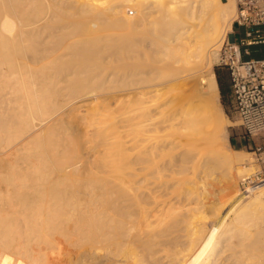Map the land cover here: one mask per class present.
Masks as SVG:
<instances>
[{
	"label": "bare ground",
	"instance_id": "6f19581e",
	"mask_svg": "<svg viewBox=\"0 0 264 264\" xmlns=\"http://www.w3.org/2000/svg\"><path fill=\"white\" fill-rule=\"evenodd\" d=\"M223 4L222 0H0V166L7 167V172L0 171L1 177L7 173L0 180V264H54L46 258L48 250H57L68 241L75 249L80 245V250L90 244L88 253L110 264H264V191L246 205L236 202L231 210L227 206L218 219L217 214L212 218L205 214L213 201L191 193V178L203 162L204 167L218 163L229 179L235 165H242L245 172L247 167L242 158L232 156L240 151L220 146L230 121L219 104L220 90L212 68L219 50L216 44L224 28L231 29L237 10L234 3L226 9ZM130 8V15L126 14ZM154 15L176 36L166 39L160 52L178 55L179 77L170 82L176 87L175 95L186 102L163 114L161 108L168 105L170 95L164 93L156 108L122 113L125 128L136 133L120 135L116 131L119 123L123 126L119 120L109 128L111 133H105L110 146L114 143L123 150L147 141L146 147L138 151L132 147L123 151L126 155L112 151L115 156L118 153L115 158L107 152L105 156L111 157L107 160L101 151L97 155L101 160L94 158L97 162L91 165L92 160L85 157L87 146H83L87 141L82 144V138L90 134L89 121L81 122L78 117L76 123L73 118L70 126L62 124L65 130L59 122L65 123L72 113L92 109L98 102L96 91L88 90L98 71L92 74L88 62L98 64L102 41H119L98 37L101 25L112 22L126 28L119 38L128 43V50L132 42L126 32ZM133 52L128 50L119 61L123 73L117 76L126 86L135 77ZM146 94L143 90L113 106L124 110ZM98 124L92 125V131L104 134L106 130ZM66 137L80 138L79 149L69 139L65 140L71 143L67 147L68 143L56 147ZM55 142L57 149L52 148ZM241 197L239 191L233 195L237 201ZM96 245H110L113 250L99 253L102 246Z\"/></svg>",
	"mask_w": 264,
	"mask_h": 264
},
{
	"label": "rangeland",
	"instance_id": "374dc122",
	"mask_svg": "<svg viewBox=\"0 0 264 264\" xmlns=\"http://www.w3.org/2000/svg\"><path fill=\"white\" fill-rule=\"evenodd\" d=\"M223 1V8L224 9H226L227 8V6L228 5H230V4H232V3H234V4H236V2H235V0H222ZM170 3L169 2H167L166 4H165V6L167 5H169ZM166 6V7H167ZM130 10H132L131 8L130 9H126L125 11H126V14H129V13H131L130 12ZM136 13H138V11L136 12ZM130 15V14H129ZM235 17H236V13H235V16H234V18H233V21H232V23H231V29H226V27L224 28V30H225V32L223 31V35H222V39H221V41H219V43L218 44H216L217 46L219 45V50H218V53H217V59H216V61H215V63H214V66H213V68H212V72L215 74V77H216V79H217V82H218V85H219V90H220V95H219V104H221L220 106H221V108H222V110H223V112L225 113V115H226V117L228 118V120L230 121L229 123V125H227L226 126V132H227V137H220V143H222V144H220V146L221 145H224V146H227V147H232V148H234V149H236V150H238V148H235L234 147V145L232 146L231 145V142H232V140H231V137H232V135H234V136H240V137H242V136H245V138H247V136L244 134V132H243V129H242V127L240 126V123H239V120H238V118H237V116H236V114H235V112H234V109H233V107H232V105H231V88H230V74H229V70L225 67V66H223V65H221L220 64V62H221V57H222V55L224 54V49H225V46H226V44H227V42L228 41H232L233 39H235V38H240V36L243 34V30L242 29H240V28H237V26H236V24L234 23V19H235ZM154 18H156V20L154 19ZM158 20V21H157ZM148 21V22H147ZM146 21V23H148V24H144V25H139L138 27H133V29L132 28H130V32H128V34H127V32H126V38H128V40L130 39V42H132V44H131V46L128 48V50L129 51H134L133 53H134V55L136 56V57H134V62H133V64H132V67H131V69H132V73H134V79L132 80V82H131V84L130 85H127L126 86V84L125 83H123L122 84V82H120V75H122V71H121V68L119 67V61H120V58H122L125 54H127V48H126V46H125V44L126 45H128V43L125 41H123V43H122V41L120 40V33H123L124 31H126L123 27H121V26H119V25H115V24H112V22H107V23H104V24H102L101 25V31L99 32V36L98 37H100L101 39L102 38H107V39H110V40H113V39H118L119 41H118V43H103V41L101 42V44L102 45H100L101 47L99 48V51L100 52H102L103 51V49H104V51L102 52V53H100L99 52V54H98V64L95 66H92V61H90L89 60V62H88V66H89V63H90V66L89 67H91V68H89V69H92L93 68V71H92V74L93 73H95L96 71H98V73L96 74V77L98 78H100V76H101V78H100V80H99V78L97 79H95V80H92L91 82H90V84L88 85L89 86V89L88 90H90V91H96V93L98 94V102L96 101L95 102V107H93L92 109L90 108V109H87L86 110V108H85V110L83 111L82 110V112H75L74 114L72 113V115L71 116H73V117H71V116H68L67 118H66V120L64 119V121H65V123L66 124H68V125H66L65 123H63V120H61L59 123H61V124H59V125H61V127H62V130H65L66 128H64L63 126L65 125V127H67V126H70L69 125V123H71L72 122V120L74 121V119L75 118H78V117H80L81 119H82V121L81 122H88V123H90L91 124V127L89 128V133L90 134H88V137H90V138H88L87 136L85 137V139L84 138H82L83 140H85L83 143H82V141L80 140V138H75V140H74V138H68V137H66L65 139L64 138H62V139H64V140H58V142H57V145H56V142H55V144L53 143L52 144V148H56V147H58L59 149H61V148H63V147H67L68 145H70L72 142V144L71 145H74L73 147L75 148V149H77L78 148V144L80 143V141H81V143L82 144H85V142H86V144L85 145H83L84 147H86V148H84V147H82V145L80 146V147H82V148H84V149H86V154L87 153H89V154H87L85 157H87V159L89 160H92V161H90L91 163V165L93 164L92 162H93V160H95L96 158H97V160H99L100 159V157L98 158V154H99V152H101L102 151V153L104 152V154H102V156L104 157L103 159H105V160H107V159H109V157L110 156H114V158L115 157H117L118 156V153H116L117 155L115 156V152H117V151H119V153H121V154H124L123 153V151H126V150H128V151H130V149L132 150V147L133 146H129L130 148H128V145H125V146H127L126 148H128V149H123L122 150V148L123 147H119L121 150H122V152L120 151V149L117 147V146H115V145H111L110 146V142L109 141H107V140H110L109 139V137H108V139H106V137H105V133H107V131L109 132L110 131V127H113L114 126V123H116L115 125H117V123H119L120 121L119 120H121L120 118H122L121 117V114L122 113H124V112H127V111H129V110H140V109H148V108H151L152 107V109L155 107H157L158 105H160L161 104V102H160V100H161V98H162V95L165 93V94H167V95H171V97L173 96V98H171V100H170V95L167 97L168 99H166L167 100V104L168 105H165L163 108H161V110H162V112H163V114H167V113H169L171 110H173V108L174 107H178L179 105L182 107L183 105H184V103L186 102V100L185 99H183V97L180 95V98H178L177 97V95H175L177 92L175 91L176 90V87L175 86H173V83H171V82H175V79L177 78L178 79V75H179V73H180V71L178 70V68L176 67L177 65L175 64L176 63V61L178 60V55H176V53L175 52H170V53H162V52H160L161 51V49L163 48V46H165V44H166V39H171V40H173V39H175L176 38V36H174L173 37V35L169 32V30H168V27H167V25L165 24L166 22H164V21H162L159 17H155V15L154 16H151V17H149V19ZM153 21V22H152ZM150 22V23H149ZM109 23V24H108ZM155 23V24H154ZM108 24V25H107ZM111 24V25H110ZM155 25V26H154ZM103 26V27H102ZM161 26V27H160ZM147 27V28H146ZM151 27V28H150ZM109 28V29H108ZM107 29V30H106ZM165 29V30H164ZM119 30V31H118ZM122 30V31H121ZM124 30V31H123ZM131 30H133V32L131 31ZM149 30V31H148ZM153 30V31H152ZM118 31V32H117ZM158 32L160 33V34H158ZM137 33H139V34H137ZM151 33V34H150ZM153 33L155 34V35H153ZM225 33V34H224ZM163 34H164V36H166V37H164L163 36ZM241 34V35H240ZM136 35H138V36H136ZM101 36H104V37H101ZM132 36V37H131ZM142 36L144 37L145 36V38H143L142 39ZM156 36V37H155ZM95 37V36H94ZM125 37V36H124ZM135 37H137V38H135ZM141 37V38H140ZM146 37H148V38H146ZM173 37V38H172ZM180 37V36H179ZM88 39H93V37L92 36H88ZM141 42H140V41ZM146 40V41H145ZM180 40H181V38H179V39H176V41H175V43H177V42H180ZM89 41V40H88ZM164 43H163V42ZM150 42H152L151 44H150ZM56 43H60L61 44V42H56ZM122 43V44H121ZM60 44H58V45H60ZM143 45V46H142ZM162 45V46H161ZM122 46H124L123 48H122ZM140 46V47H139ZM144 46H145V48H144ZM147 46H149L148 48H147ZM155 46V47H154ZM101 48H103L102 50H101ZM121 48V49H120ZM139 48H141V49H139ZM113 50H114V52H113ZM119 50V51H118ZM156 51V52H155ZM117 52V53H116ZM113 53H114V55H113ZM162 53V54H161ZM101 54V55H100ZM110 54V55H109ZM116 54V55H115ZM100 55V56H99ZM104 55V56H103ZM142 55V56H141ZM100 57V58H99ZM105 57V58H104ZM117 59H116V58ZM177 58V59H176ZM104 59H105V61H104ZM103 60V61H102ZM118 60V61H117ZM137 60V61H136ZM100 61V62H99ZM116 61V62H115ZM103 62V63H102ZM106 63V64H105ZM109 63V64H108ZM122 63V62H121ZM135 63V64H134ZM141 66V67H140ZM95 67H97V68H95ZM100 67V68H99ZM99 69V70H98ZM100 69H101V71H100ZM104 69H105V71H104ZM112 69V70H111ZM116 70V72H115V70ZM118 69L120 70V74H118ZM153 69V70H152ZM136 70V71H135ZM145 70V71H144ZM170 71V72H169ZM102 73V75L100 74V73ZM138 72V73H137ZM151 72V73H150ZM156 72V73H155ZM179 72V73H178ZM146 73V74H145ZM150 73V74H149ZM218 73V74H217ZM91 75V74H90ZM104 75V76H103ZM110 75V76H109ZM120 76V77H118V76ZM181 75V74H180ZM92 76V75H91ZM176 76V77H175ZM109 77V78H108ZM117 77V78H116ZM219 77L221 78V82H222V85H223V90H224V94H222V92H221V89H220V84H219ZM113 78V79H112ZM118 78H119V80H118ZM110 79H111V81H110ZM116 79V80H115ZM98 80V81H97ZM107 80L109 81V82H107ZM141 80V81H140ZM172 80H174V81H172ZM181 80V79H180ZM166 81V82H165ZM168 81V82H167ZM171 81V82H170ZM95 82V83H94ZM147 82V83H146ZM165 82V83H164ZM169 82L171 83V84H169ZM97 83H98V85H97ZM111 83V84H110ZM116 83V84H115ZM119 83V84H118ZM133 83V84H132ZM161 83H163V84H161ZM167 83V84H166ZM157 84V85H156ZM125 85V86H124ZM154 85V86H153ZM157 86V89H156V86ZM163 85H165L166 87H164ZM124 86V87H123ZM140 86V87H139ZM162 86L164 87V88H162ZM107 87V88H106ZM114 87V88H113ZM123 87V88H122ZM152 87V88H151ZM159 87H160V89H159ZM132 90H131V89ZM141 88V89H140ZM144 88V89H143ZM126 89V90H125ZM135 89H136V91H135ZM139 89V90H138ZM149 89V90H148ZM162 89H164L163 90V92L161 91ZM138 90V91H137ZM144 90V92H147V93H149V94H146L145 95V98H143L142 97V99H140L139 101H141V102H135V100H134V102L133 103H131V105H129V108H124V110H123V108L121 109V108H117L116 109V106L118 105L117 103H119V100H122V99H124V100H127L128 101V97L129 96H133V95H135V94H137L138 92H141V91H143ZM160 90V91H159ZM120 93H119V92ZM122 91V92H121ZM131 91V92H130ZM100 92V93H99ZM134 92V93H133ZM136 92V93H135ZM150 92H153V94L151 93L150 94ZM129 93V94H128ZM130 93H131V95H130ZM173 93V94H172ZM114 94V95H113ZM147 95H148V97H147ZM155 95V96H154ZM124 96V97H123ZM119 97H121V98H119ZM123 97V98H122ZM119 98V99H118ZM159 99V100H158ZM115 100V101H114ZM156 102H155V101ZM166 100H164V101H166ZM183 100H184V102H183ZM143 101V102H142ZM116 102V103H115ZM183 102V103H182ZM96 103H98L97 105H96ZM109 103V104H108ZM155 103H156V105H155ZM113 104H116V106L114 105L113 106ZM109 105V106H108ZM112 107H111V106ZM177 105V106H176ZM149 106V107H148ZM111 107V108H110ZM132 109H131V108ZM110 108V109H109ZM112 108H115V110L114 109H112ZM97 109V110H96ZM114 110V112L113 111H109V110ZM125 109H128V110H125ZM89 111V112H88ZM104 111V112H103ZM92 112V113H91ZM112 112V113H111ZM104 114V115H103ZM83 116V117H82ZM103 116V117H102ZM69 117H71V118H69ZM117 117V118H116ZM74 118V119H73ZM79 118V119H80ZM108 118V119H107ZM70 119H71V121H70ZM80 119V120H81ZM94 119V120H93ZM76 120V119H75ZM106 120V121H105ZM101 121V122H100ZM105 121V122H104ZM116 121V122H115ZM75 122V121H74ZM97 122H99L100 124H98L99 126L98 127H100V126H102V130L104 129V130H106L105 132H104V134L102 133V134H99V135H97V134H94V132L92 131L93 129H91L92 128V125L95 123H97ZM76 123H77V120H76ZM62 124H64V125H62ZM94 124V125H95ZM109 124V125H108ZM83 125V124H82ZM82 125H81V127L80 128H82ZM89 125V124H88ZM93 125V126H94ZM121 125H123L124 126V124L122 123V120H121ZM84 126V125H83ZM120 127V123L116 126V131H118V129H119V131H120V133L119 132H117L118 133V135L120 134V135H122L123 134V137H124V134H127L128 135V133L129 134H134V133H136V131L135 132H133L132 130H130V129H128L129 127H127V128H125L126 126H122V127H120V128H117V127ZM131 127V126H130ZM110 128V129H109ZM124 128V129H123ZM115 129V128H114ZM60 129H57V131H58V133L59 132H61V130L59 131ZM113 130V129H112ZM111 130V131H112ZM128 130V131H127ZM111 131L109 132V133H111ZM128 132V133H127ZM131 132H133V133H131ZM109 133H107V134H109ZM117 133L115 132V134L117 135ZM59 134H61V133H59ZM143 134V133H142ZM97 135V136H96ZM103 135H104V137H103ZM127 135H125V136H127ZM147 135V134H146ZM262 135H264V132H262V134H258V135H256V137H258V136H262ZM66 135H63V137H65ZM148 136H146V137H141V139H144V138H147ZM98 138V139H97ZM67 139H69V141L71 142H66L67 141ZM73 140V141H71V140ZM78 139L80 140V141H78ZM125 139H127V138H125ZM66 140V141H65ZM89 140V141H88ZM111 140H112V138H111ZM113 141V140H112ZM94 142V143H93ZM114 142V141H113ZM143 142V141H142ZM142 142H139L138 144H140V145H138V146H134L133 147V150L135 149V147H136V150L141 146V147H143V148H145L146 146V143H148L147 141H144L143 143ZM60 143H62V146H61V148L59 147L60 145H58V144H60ZM68 143V144H67ZM75 143H77V147H76V144ZM98 145H97V144ZM107 143V144H106ZM144 143H145V145H144ZM65 144H67V145H65ZM89 144V145H88ZM94 144V145H93ZM54 145H56V147L54 146ZM65 145V146H64ZM110 147V148H108V149H106L107 147ZM115 147L116 149H114L113 147ZM124 146V147H125ZM145 146V147H144ZM72 147H70V149H71ZM92 148V149H91ZM48 149H49V147H48ZM57 149V148H56ZM73 149V148H72ZM79 149V148H78ZM94 149H96V151H97V153H95L96 151L94 150ZM101 149V150H100ZM117 149H119V150H117ZM141 149V148H140ZM50 150H52L51 149V146H50ZM92 150H94V151H92ZM104 150V151H103ZM108 150V151H107ZM136 150L135 151H133V152H136ZM106 151V152H105ZM112 151H115V152H113L112 153ZM125 152V153H127L128 155H130V153L129 152ZM138 151V150H137ZM238 151H240V152H235L234 154H232V156H234L235 158L236 157H239V158H242L241 160H243V161H241V162H243V164L244 165H246L247 167H249V172L247 173V167L245 168V170H246V172L244 171V177L242 176V172L243 171H241V167H242V165H235V169L233 170V176H232V179H229V176H227V174L225 175V174H223V172H222V170L225 172V168H223V169H221V167H219V164L217 163L216 164V162L214 163V164H216V167H213V165L214 164H211V166H209V165H206L205 167H207L208 168V166H209V169H207V168H205L204 166H203V163L201 164L202 166H200V169H199V171H197V173L198 174H196V176H191L192 178L191 179H195V181H194V183H193V180H191L188 176L186 177V178H188L189 180L188 181H190L191 180V183H190V185H191V189H192V191H191V193H192V195H193V192H194V196H198V198H199V196H200V198H205L207 201L206 202H208V201H210V202H212L213 201V203L212 204H214V205H212V207H210V208H208L206 211H205V214L207 215V213L208 214H210L208 217L209 218H212V217H215V215L217 214V219H218V217L220 216L219 214H222V212H225L226 210V208H227V206H228V208H227V210L230 208V210L232 209V206H230V205H232V204H234L233 206H236L237 204H236V202H240V204L241 205H246L247 203H249L253 198H254V196H256L257 195V193H259V192H263L264 191V188L262 187L263 186V184H264V155H262V156H260L259 155V151H257L256 153H254V152H252V150H238ZM91 152H94V153H91ZM109 153V155L107 156H105V154L106 153ZM132 152V151H131ZM132 152V153H133ZM91 154V155H90ZM92 154H95V156L94 155H92ZM121 154H119V155H121ZM124 155H126V154H124ZM97 156V157H96ZM91 157V158H90ZM93 157V158H92ZM95 158V159H94ZM111 158V157H110ZM101 160V159H100ZM95 162H97L96 160H95ZM90 165V166H91ZM241 166V167H240ZM2 166H0V171L1 172H5L6 170H7V167L6 168H4V167H2ZM202 167V168H201ZM213 169H211V168ZM218 167L220 168V170L218 169ZM237 167V168H236ZM215 168H217L216 170H215ZM204 169V170H203ZM207 169V172H208V174H207V172L205 171ZM211 169V170H210ZM239 169H240V171H241V173L239 172ZM3 170V171H2ZM5 170V171H4ZM215 170V171H214ZM237 170H238V172H237ZM210 171H213V172H210ZM220 171V172H219ZM253 171V172H252ZM0 172V173H1ZM7 172V171H6ZM202 173V174H201ZM222 173V174H221ZM226 173V172H225ZM245 173H247L246 175H245ZM6 175H7V173H6ZM5 174H4V176L2 175V177L0 176V180H2V178L4 179V177L6 176ZM203 176V177H202ZM185 178V179H186ZM206 178V179H205ZM209 178V179H208ZM196 180H197V183H196ZM245 180V181H244ZM198 181H200L201 183H199ZM193 183V184H192ZM198 183L200 184V185H198ZM194 187H193V186ZM197 186V187H196ZM199 186V187H198ZM196 187V188H195ZM204 190V191H203ZM235 190V191H234ZM253 190H255V191H253ZM198 191V193H196ZM237 191H239L240 192V196H241V194H242V197H241V199L239 200V201H237L236 199L234 200V198H233V195H234V193H236ZM207 193V194H206ZM224 193V194H223ZM198 194V195H197ZM215 197V198H214ZM228 199V201L226 200V198ZM230 198V199H229ZM232 198V199H231ZM224 202H223V201ZM235 202H234V201ZM218 203V205H216ZM220 203H222V204H220ZM226 203V204H225ZM229 205H228V204ZM246 203V204H245ZM236 204V205H235ZM221 205V206H220ZM224 205H225V207H224ZM213 206H214V208L216 207V209L214 210L213 209ZM223 207V208H222ZM211 209H213V210H211ZM223 209V210H222ZM208 211V212H207ZM212 213V216H211V213ZM222 211V212H221ZM214 212H216V213H214ZM68 245V246H67ZM83 245V244H82ZM86 246H88L89 247V245L90 244H85ZM84 245V246H85ZM112 245V244H111ZM71 244L69 245V241H68V243H64V244H61L60 245V248L59 249H53L54 250V252H53V250H48V253H47V255H46V258L48 259V262H54V264H67L68 263V261L69 262H71V263H75V261H76V263L77 264H79L80 262L82 263L83 262V264H87V260H88V263L89 264H91V261H92V264H94L93 263V261L94 260H96L95 261V264H99V263H96V262H100V264H105L106 262V264H110L109 262V260L107 261V259L105 258V259H102V258H100V255H97L96 254V256H92V255H90V253H88V251L87 250H89L90 251V247H91V245H90V247L88 248V247H86L85 246V249L84 248H81V250L83 251V253L81 252V250H80V245H78V247L76 246V249H75V247L74 246H71ZM97 247H99L98 245H96ZM102 246V245H101ZM100 246V247H101ZM115 246V245H114ZM114 246H112L113 248H114V250H115V247ZM74 247V248H73ZM99 247V248H100ZM109 247V248H108ZM108 247H106V245H104V246H102L101 247V249L102 248H104V249H100V250H98L99 251V253H105L107 250L108 251H110V249H111V251L113 250L112 248H111V246L109 245ZM105 248H107V249H105ZM78 249H79V251L81 252H79L78 251ZM60 250V251H59ZM77 250V251H76ZM92 250V249H91ZM104 250H106V251H104ZM56 251H58L59 252V254H58V252H56ZM86 251V252H85ZM101 251V252H100ZM107 251V252H108ZM77 253V255H79V259L80 258H82V259H80V261H79V263H78V261L77 260H79V259H77L78 258V256L75 254V253ZM106 252V253H107ZM71 253H73V254H71ZM79 253V254H78ZM86 253V254H85ZM71 254V255H70ZM75 254V255H74ZM84 256H83V255ZM89 254V255H88ZM73 255V256H72ZM80 255H82V256H80ZM69 256H71L70 258H67V257H69ZM85 256H87V258L85 257ZM92 256V258L94 259H92V258H90ZM73 257V258H72ZM83 257H84V260H83ZM96 258V259H95ZM98 258H100V259H98ZM69 259V260H68ZM75 259H77V260H75ZM87 259V260H86ZM91 259V260H90ZM98 259V260H97ZM83 260V261H82ZM86 260V261H85ZM100 260V261H99ZM111 260V259H110ZM86 263H85V262ZM90 261V262H89ZM106 261V262H105ZM103 262V263H102ZM111 262H113L112 260H111ZM75 263V264H76ZM80 263V264H81ZM68 264H70V263H68ZM113 264V263H112Z\"/></svg>",
	"mask_w": 264,
	"mask_h": 264
},
{
	"label": "built area",
	"instance_id": "2783aa9c",
	"mask_svg": "<svg viewBox=\"0 0 264 264\" xmlns=\"http://www.w3.org/2000/svg\"><path fill=\"white\" fill-rule=\"evenodd\" d=\"M235 2L234 23L243 34L227 42L220 64L229 70L231 105L240 126L252 137L264 132V58L253 57L251 49L264 45V0Z\"/></svg>",
	"mask_w": 264,
	"mask_h": 264
},
{
	"label": "crops",
	"instance_id": "0c3cea01",
	"mask_svg": "<svg viewBox=\"0 0 264 264\" xmlns=\"http://www.w3.org/2000/svg\"><path fill=\"white\" fill-rule=\"evenodd\" d=\"M231 140V145L233 144L235 148H238V150H252L254 153L259 151L260 156L264 155V135L258 137L255 135L247 138H245V136L236 137L232 135Z\"/></svg>",
	"mask_w": 264,
	"mask_h": 264
},
{
	"label": "trees",
	"instance_id": "16d2710c",
	"mask_svg": "<svg viewBox=\"0 0 264 264\" xmlns=\"http://www.w3.org/2000/svg\"><path fill=\"white\" fill-rule=\"evenodd\" d=\"M252 56L255 58H264V45H259L256 47H252ZM218 74V73H217ZM219 84L222 94H224L223 85L221 82V78L219 77Z\"/></svg>",
	"mask_w": 264,
	"mask_h": 264
}]
</instances>
